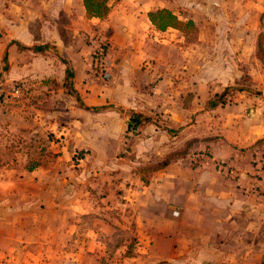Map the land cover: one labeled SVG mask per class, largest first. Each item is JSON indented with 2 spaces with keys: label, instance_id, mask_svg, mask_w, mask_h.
I'll list each match as a JSON object with an SVG mask.
<instances>
[{
  "label": "crops",
  "instance_id": "obj_1",
  "mask_svg": "<svg viewBox=\"0 0 264 264\" xmlns=\"http://www.w3.org/2000/svg\"><path fill=\"white\" fill-rule=\"evenodd\" d=\"M128 1L98 19L79 0L64 41L43 15L71 12L63 0H0V264H251L264 253V99L238 87L244 75L264 84V0L250 12ZM162 9L196 39L155 29L148 14ZM96 28L110 43L106 80L83 41ZM19 82L25 111L5 104ZM225 91L226 104L208 105ZM132 114L142 119L129 133ZM20 136L45 149L12 147Z\"/></svg>",
  "mask_w": 264,
  "mask_h": 264
},
{
  "label": "rangeland",
  "instance_id": "obj_2",
  "mask_svg": "<svg viewBox=\"0 0 264 264\" xmlns=\"http://www.w3.org/2000/svg\"><path fill=\"white\" fill-rule=\"evenodd\" d=\"M121 1L122 0H111V1H109L110 10L112 8L116 7V5H118ZM128 2L131 3L132 1L129 0ZM66 4H67V6L65 7ZM225 5L235 6L238 8L245 7V8H248L247 10L250 12V0H225ZM63 6H64V9H67L70 6L71 12H65L64 10H62V11H57V13H56V12H54V8L51 7L49 10H47V13L43 14V15H45L47 17V20H48L49 24H51V27H54V26L57 27V29L59 30V33H60L61 37L64 39V41H68L69 40V36H68L69 29L72 27L73 24H75V21H76L74 18V15H75V12L79 6V0H70V5H69L67 0H63ZM241 11H244V9L243 10L240 9V14L237 16V18L240 19V17L242 15H244L243 16L244 19L243 18L241 19V20H243L242 22H245L244 25H250V15L246 14L247 12L243 13ZM40 15H42V14H40ZM32 23H34V21H32ZM185 29H186L185 30L186 40L194 41L196 39V33L197 32L193 28H190V27L185 28ZM96 31H97V28L90 35L86 34L83 37L84 43H86L89 46L90 56H93V49H94V45H93L92 41L93 40L104 41V39H105L104 38L105 34L103 35L102 33H99V32L95 33ZM0 32H1L0 35H3L2 31H0ZM247 77H246V75H244V77H242V79L240 80V82L238 84V87H240V90L249 88L247 91L251 95H255L257 98H260V99H264V84L257 86L258 84L256 82L254 83L252 80H250L251 78L248 79ZM261 86H263V89H261L262 88ZM257 90H259V92H257ZM11 91L12 90H10V94L7 96V98H5V101H6L5 104H7L9 106L18 107L21 111H25V106L31 102V99L29 97L30 94H28L30 91H28V90L22 91L21 90L14 97L11 96L12 95ZM230 91H232L233 94H236L235 87H232V89ZM227 93L228 92H226V95H227ZM217 96H219V95H217ZM217 96L213 97L208 102L209 103L208 105L214 106V105H216V103L218 101H220V104H223V105L227 103V98L225 97V95L221 96V98H219L220 100L218 99ZM152 119L155 122H160L159 124L163 125V128L165 130H167L168 127L166 126V123L164 122V120H162L161 118H157V116H153ZM181 129H183V128L175 126V129H168V130L172 131V133H174L175 135L178 136L180 134L183 135V133H180ZM189 130L191 132L192 129H189ZM20 138H21V136L19 138L16 137V139H13V141L10 143L11 146L15 147V146L21 145L22 148H24V149H26V148L29 149V147H31L30 150H33V148H34V150L45 149V148H43V145L45 142L43 141L42 137H39L37 139L32 138L30 140L25 139L23 141L19 140ZM13 143H17V144H13ZM160 144H162V143H160ZM191 156H193V159L197 162L199 160L198 157L200 156V154H197V152L193 151ZM161 159H162V157L158 158V161H157L158 164H161V161H160ZM221 161L226 162L224 158H220V157H217L212 162L209 160L210 164L215 165L217 169H219L218 164ZM221 172H223V171L221 170ZM146 175H148V174H146ZM223 176L225 177V174H223ZM234 177H236V173H235ZM253 187H252L253 191H256V193L262 194L263 189H262V187H260V185H257V183H256ZM130 226L132 227L133 224L131 223ZM134 241H135V239H129L128 240L129 250L134 245ZM251 264H264V253L262 256H260L255 261H251Z\"/></svg>",
  "mask_w": 264,
  "mask_h": 264
},
{
  "label": "trees",
  "instance_id": "obj_3",
  "mask_svg": "<svg viewBox=\"0 0 264 264\" xmlns=\"http://www.w3.org/2000/svg\"><path fill=\"white\" fill-rule=\"evenodd\" d=\"M109 1L111 0H82L83 6L86 11V16L88 18H98L105 19L110 13ZM148 18L151 24L158 31H166L167 29H175L183 34H185V28H193L196 31L195 26L192 22H182L180 21L174 14L170 11L162 9L157 10L155 12L149 13ZM262 62H264V49L259 46L258 47V56ZM141 117L137 114H132L130 116V126L140 125ZM254 148H258L262 154L264 155V139L258 140L254 146Z\"/></svg>",
  "mask_w": 264,
  "mask_h": 264
},
{
  "label": "built area",
  "instance_id": "obj_4",
  "mask_svg": "<svg viewBox=\"0 0 264 264\" xmlns=\"http://www.w3.org/2000/svg\"><path fill=\"white\" fill-rule=\"evenodd\" d=\"M93 56H92V70L95 72V74L101 78L102 80H106L108 77L105 64H104V57L107 54V51L110 47L109 40L107 38L104 39V41H97L93 40ZM25 90V86L22 82H19L13 86V93L15 92L18 94L20 91ZM15 94V95H16ZM128 125L130 124V121H128ZM135 126H130L129 133H131L134 130ZM219 170H222L228 178H234L235 172L232 168L227 166L225 162H220L218 164Z\"/></svg>",
  "mask_w": 264,
  "mask_h": 264
},
{
  "label": "water",
  "instance_id": "obj_5",
  "mask_svg": "<svg viewBox=\"0 0 264 264\" xmlns=\"http://www.w3.org/2000/svg\"><path fill=\"white\" fill-rule=\"evenodd\" d=\"M227 91V90H226ZM226 91L224 92V94L223 95H225L226 94Z\"/></svg>",
  "mask_w": 264,
  "mask_h": 264
}]
</instances>
